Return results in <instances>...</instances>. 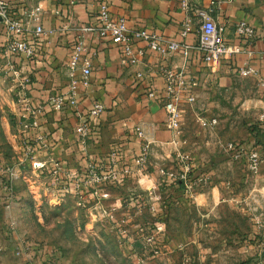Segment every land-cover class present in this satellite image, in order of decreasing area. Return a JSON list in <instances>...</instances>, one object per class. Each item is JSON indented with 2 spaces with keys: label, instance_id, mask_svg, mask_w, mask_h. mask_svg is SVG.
Segmentation results:
<instances>
[{
  "label": "rangeland",
  "instance_id": "1",
  "mask_svg": "<svg viewBox=\"0 0 264 264\" xmlns=\"http://www.w3.org/2000/svg\"><path fill=\"white\" fill-rule=\"evenodd\" d=\"M2 78L0 264H50L58 255L60 264H264V179L255 181L260 173L243 169L244 158L234 172L218 168L216 181L204 188L217 187L216 196L226 200L219 205L190 209L166 198L161 180L150 188L135 185V180L131 188L118 190L123 198L119 205L97 202L95 208L92 200L86 202L75 192L59 194L46 173L36 176L13 119L16 93ZM194 96L192 105L182 106L183 131L191 137L186 149L193 158L211 161L230 152V146L246 153L253 132L264 134V91L256 84L234 81L228 90L202 88ZM201 119L218 124L204 128ZM12 170L21 171L18 179H12ZM100 206L117 207V220L128 216L129 223L113 224Z\"/></svg>",
  "mask_w": 264,
  "mask_h": 264
},
{
  "label": "crops",
  "instance_id": "2",
  "mask_svg": "<svg viewBox=\"0 0 264 264\" xmlns=\"http://www.w3.org/2000/svg\"><path fill=\"white\" fill-rule=\"evenodd\" d=\"M5 1L10 3L13 11L19 14L29 13L32 9L41 7L43 26L47 30H55L54 35L44 40L41 56L27 63V69L33 80L31 100L36 104L45 103L49 95L67 92L70 81L67 64L76 42L75 29L81 25L96 22L100 0ZM181 2L182 0H114L111 14L114 19L126 18L131 28L156 32L167 39L181 41L179 33L182 24L190 18L197 29L199 25L197 11L210 9L215 22L226 28V36L230 43H240L234 35L235 23L246 21L253 25L259 35L253 47L255 54L250 59L246 54H240L235 55L231 60L206 64L196 52H192L188 58L180 53L163 56L150 51L146 44L140 43L139 46H145V57L136 65L124 66L121 63L123 58L121 46L90 38L87 41V57L92 63L91 86L79 92L78 109L69 108L60 113L47 112L44 115L42 132L46 135L48 143L44 150L46 152L38 153L37 161L46 160L45 153H47L62 162L67 172L83 178L88 161L105 166L107 171L110 170L112 165H110L109 157L116 151V169H131L133 174L123 178L120 181V187L104 185L106 188L99 191L100 196L105 195L104 199L95 197L90 190L79 197L86 202L92 200L95 208L97 202L105 205H119L123 198L118 190L131 188L135 180H137L135 185L144 183L148 188L152 185L159 186L160 184L157 183L161 180L157 174L159 166L182 169L177 152L189 154L193 174L195 176L208 174L210 184L216 181L218 168L228 167L234 172V167L244 158L242 167L247 169L246 154L239 159L235 158L233 153L226 152L206 162L193 158L191 151L186 149L191 137L187 138V134H184L185 146L174 141L172 132L166 126L167 115L163 106L158 100L149 98L148 93L152 89L157 93L163 91L164 73L169 69L184 72L186 79L194 84L193 93L201 91L202 88L228 90L234 81L240 80L250 81L264 91L256 78L242 79L237 73L238 69L249 61L264 75V0H190L188 14L182 9ZM67 26H69L67 30H63ZM26 39L31 41V35H27ZM7 40L0 23V46H4ZM197 40L198 35L193 31L186 42L196 45ZM138 73L143 75L144 81L136 78ZM1 78L2 75H0ZM96 101L102 102L106 110L113 109V111L105 112L101 118L93 120L92 132L85 143V150L76 134L77 110L87 114ZM14 106L17 110L15 101H13V110H15ZM15 115L13 119L19 131L18 137L33 140L32 132L24 133L19 127L18 111ZM138 126H141L154 142L148 170L140 178L136 172L137 158L141 152V142L136 135ZM253 142L250 145H253ZM248 148L258 150L261 154V171L254 180L262 181L264 179V146ZM75 162L76 165H73ZM70 163L74 168L70 167ZM236 171L240 172L238 169ZM204 188L197 189L194 194L189 195L180 187L166 185L163 192L167 194L166 198L174 203L178 202L181 206L195 210L207 209L226 201L216 196L217 187L209 191Z\"/></svg>",
  "mask_w": 264,
  "mask_h": 264
},
{
  "label": "built area",
  "instance_id": "3",
  "mask_svg": "<svg viewBox=\"0 0 264 264\" xmlns=\"http://www.w3.org/2000/svg\"><path fill=\"white\" fill-rule=\"evenodd\" d=\"M114 0H100L97 20L94 24H84L76 28L77 36L73 50L67 64L69 76V88L65 93L51 94L45 103H35L31 100L30 92L33 85L32 75L27 69V63L41 56L44 40L55 34V30H47L41 22L42 8L37 7L29 13L19 14L13 11L10 3L0 0V23L2 24L5 36L8 38L4 46H0V75L7 78L12 83L17 96L18 125L23 132H32L33 140L22 137L20 147L25 156L31 160L32 170L36 176L47 174L50 186L61 192H75L79 197L83 196L86 190H91L96 197L104 198L99 191L107 184H117L133 174L131 169H116L117 152L114 151L110 157V170L103 169L100 165L91 163L86 168L84 177L78 179L74 173L67 172L63 163L55 159L52 155L46 154V160L37 161L40 151L47 148V137L42 132L44 115L47 112H63L66 109H78L79 92L91 86L92 63L87 57V41L96 38L103 42L121 46L124 66L136 65L145 57V46L152 52L166 56L180 53L188 58L192 52L200 54L201 59L206 64H217L221 60H231L235 55L246 54L249 59L253 57L255 51L253 47L258 39L257 29L246 21H240L233 25L234 35L240 43H230L226 36V28L218 25L211 15L210 9H200L197 11L199 25L195 29L194 22L188 18L180 28L181 41L170 40L156 32H148L143 29L131 28L126 18L114 19L111 14V7ZM214 3V2H213ZM212 3V4H213ZM182 9L188 14L190 11V0H182ZM69 26L64 27L67 30ZM194 32L198 35L196 45L186 42L188 37ZM31 35L32 40H27L26 36ZM138 44V47H137ZM136 46V48H135ZM238 75L242 79L256 78L259 86L264 89V75L248 61L238 69ZM136 78L144 81L142 74L138 73ZM164 89L157 93L152 89L148 93L149 98L158 100L163 106L166 115V126L172 132L173 139L182 146L186 145L184 140L183 109L184 104H193L196 100L192 88L194 86L186 79L184 72L175 69L166 70L164 73ZM106 112L105 105L96 101L87 114H82L77 110L78 124L76 134L80 143L85 147L86 141L90 138L93 120L101 118ZM204 128H211L218 124V120H200ZM137 138L141 142V152L137 158L136 172L139 174L147 170L149 159L153 152L154 142L149 134L141 127L136 128ZM235 148L230 146V153L235 158H240L243 154L247 156V171L251 175H258L261 171L262 157L258 150H251L243 154H235ZM46 152V151H44ZM178 160L182 164L181 170L168 169L164 166L157 168V174L163 183L180 187L189 195L194 194L197 189L206 187L210 183V176H195L192 171L191 159L185 152H177ZM3 173L0 165V174ZM20 170H12V179H18ZM69 180L73 184L69 183ZM4 186V185H3ZM6 189V187H4ZM101 211L107 220L125 226L129 223L128 216L117 220V207L103 208ZM154 210L155 208L152 207ZM124 232L126 231L123 229ZM59 255L50 264H60Z\"/></svg>",
  "mask_w": 264,
  "mask_h": 264
},
{
  "label": "trees",
  "instance_id": "4",
  "mask_svg": "<svg viewBox=\"0 0 264 264\" xmlns=\"http://www.w3.org/2000/svg\"><path fill=\"white\" fill-rule=\"evenodd\" d=\"M253 134H254V142H253V145H251V147L253 148V147L260 146V145L264 146V142H263L264 134L262 135L258 131H254ZM239 152L240 151L238 149L235 150V154H239Z\"/></svg>",
  "mask_w": 264,
  "mask_h": 264
}]
</instances>
